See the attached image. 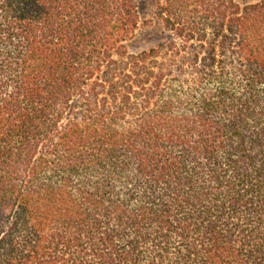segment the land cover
<instances>
[{
    "label": "trees",
    "instance_id": "obj_1",
    "mask_svg": "<svg viewBox=\"0 0 264 264\" xmlns=\"http://www.w3.org/2000/svg\"><path fill=\"white\" fill-rule=\"evenodd\" d=\"M0 0V264H264V0Z\"/></svg>",
    "mask_w": 264,
    "mask_h": 264
},
{
    "label": "rangeland",
    "instance_id": "obj_2",
    "mask_svg": "<svg viewBox=\"0 0 264 264\" xmlns=\"http://www.w3.org/2000/svg\"><path fill=\"white\" fill-rule=\"evenodd\" d=\"M140 19V30L136 38L130 43V51L139 52L154 47L163 36L158 20L154 14L153 0H135Z\"/></svg>",
    "mask_w": 264,
    "mask_h": 264
}]
</instances>
